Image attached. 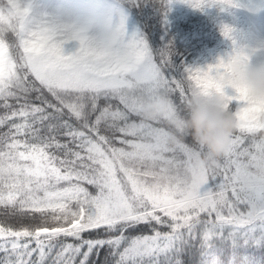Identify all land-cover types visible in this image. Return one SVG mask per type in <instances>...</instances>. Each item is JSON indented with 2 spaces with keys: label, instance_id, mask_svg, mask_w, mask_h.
Returning a JSON list of instances; mask_svg holds the SVG:
<instances>
[{
  "label": "snow or ice",
  "instance_id": "obj_1",
  "mask_svg": "<svg viewBox=\"0 0 264 264\" xmlns=\"http://www.w3.org/2000/svg\"><path fill=\"white\" fill-rule=\"evenodd\" d=\"M7 2L19 19L0 13V205L16 222H0V264H171L189 238L210 247L226 229L234 244H264V130L242 127L204 164L187 105L226 63L173 75V46L154 47L148 22L153 9L166 25L174 0H86L54 15ZM223 35L235 43L231 27ZM246 58L237 47L228 60ZM257 253L236 264H264Z\"/></svg>",
  "mask_w": 264,
  "mask_h": 264
},
{
  "label": "clouds",
  "instance_id": "obj_2",
  "mask_svg": "<svg viewBox=\"0 0 264 264\" xmlns=\"http://www.w3.org/2000/svg\"><path fill=\"white\" fill-rule=\"evenodd\" d=\"M23 9L28 0H16ZM0 13L12 23L18 21L8 2ZM236 62L225 59L226 67L214 69L206 81L194 84L187 105L186 130L205 152L203 162L213 166L223 159L233 137L244 126L264 130V63H255L254 53ZM147 119L155 113L146 112Z\"/></svg>",
  "mask_w": 264,
  "mask_h": 264
},
{
  "label": "trees",
  "instance_id": "obj_3",
  "mask_svg": "<svg viewBox=\"0 0 264 264\" xmlns=\"http://www.w3.org/2000/svg\"><path fill=\"white\" fill-rule=\"evenodd\" d=\"M6 3L7 0H0V7H3ZM149 13L150 21L148 23L150 27L148 32L150 37L153 28L155 26L159 28L158 33H154V47L161 48L169 43L173 46L175 53L172 57L174 67L171 71L177 78L186 75V66L195 68L212 49L228 50L236 47L238 42H242L243 39L242 30L245 25L228 8L222 9L220 6H212L201 11L188 5L182 7L177 0H174L167 14L166 25L161 22L162 18L157 11L149 9ZM224 26L233 29L235 43H233V40L226 39L223 35ZM0 113H2V110H0ZM7 130V127L0 128V134ZM10 212V208L5 209L0 205V222L15 225L16 220L8 214ZM68 239L69 242H72L71 238ZM246 247H255L258 251L257 258L260 256L259 252L264 251V244L258 246L245 245L242 241L234 244L229 239V230L227 229L222 237H217L211 241L210 247L206 246L203 239L198 235L195 239L189 238L186 243L180 246L179 252L172 255L171 264H236L234 253L242 252ZM101 259H103V256H101ZM243 259L246 261L248 257L245 256ZM161 260L163 261V257Z\"/></svg>",
  "mask_w": 264,
  "mask_h": 264
},
{
  "label": "rangeland",
  "instance_id": "obj_4",
  "mask_svg": "<svg viewBox=\"0 0 264 264\" xmlns=\"http://www.w3.org/2000/svg\"><path fill=\"white\" fill-rule=\"evenodd\" d=\"M180 6L187 4L177 0ZM33 4V10L36 15H54L59 12H71L82 6L86 0H28ZM239 7L228 8L232 14L243 21L242 42H238L236 47L228 50H211L202 58L195 68H207L214 65L220 58L227 59L234 51L239 48L251 50L255 63H264V0H238ZM66 52L75 51L74 44L65 46Z\"/></svg>",
  "mask_w": 264,
  "mask_h": 264
}]
</instances>
